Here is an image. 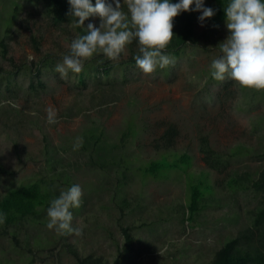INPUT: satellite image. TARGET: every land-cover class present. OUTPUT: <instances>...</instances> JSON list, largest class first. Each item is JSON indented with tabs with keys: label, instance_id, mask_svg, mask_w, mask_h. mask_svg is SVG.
<instances>
[{
	"label": "rangeland",
	"instance_id": "rangeland-1",
	"mask_svg": "<svg viewBox=\"0 0 264 264\" xmlns=\"http://www.w3.org/2000/svg\"><path fill=\"white\" fill-rule=\"evenodd\" d=\"M120 2L127 13L124 0ZM201 14L194 13L195 41L173 59L169 75H146L134 66L124 84L107 87L91 81L77 88L68 76L48 74L46 88L38 94L26 92L24 76L18 78L21 92L3 95L0 195L32 177L51 174L47 156L62 158L58 170L63 173L56 174L59 189L78 184L83 195L80 207L70 209L72 225L82 229L81 235L48 229L47 215L41 223L24 222L22 228L0 224V264H78L75 254L99 258L100 264H210L228 239L251 224L262 199L253 182L264 174V90L241 88L227 77L211 78L218 45L230 33L226 21L215 25L206 19L202 26ZM89 23L99 27L100 19L91 16ZM76 35L75 27L53 23L42 0H0L2 71L37 63L46 55L62 63ZM131 47L138 54L137 43H131L118 61L133 54ZM101 56L107 58H92ZM9 100L15 106L5 103ZM49 107L58 123L47 122ZM129 120L137 133L116 151L127 165L111 158L106 168L89 165L91 146L74 149L77 138L83 143L84 130L93 125H102L109 141L120 143ZM170 124L177 134L167 145L163 135ZM205 144L211 157L220 160L216 167L205 160ZM163 154L169 160L189 155L188 172L144 176L140 167ZM232 179L247 187L231 185ZM192 183H202L205 195L188 221Z\"/></svg>",
	"mask_w": 264,
	"mask_h": 264
},
{
	"label": "trees",
	"instance_id": "trees-1",
	"mask_svg": "<svg viewBox=\"0 0 264 264\" xmlns=\"http://www.w3.org/2000/svg\"><path fill=\"white\" fill-rule=\"evenodd\" d=\"M47 14L51 17L56 26L71 25V17L66 15L70 5L68 0H42ZM95 5V0H92ZM108 2V0H106ZM176 3L178 0H171ZM230 0H204L206 7L215 10V15L209 20L215 25H219L226 21L224 7ZM195 11L181 12L174 18L173 32L175 36L167 46L165 54L172 59L180 57L184 54L186 47L195 41ZM85 20L82 27H75L78 36L87 34V21ZM133 41L132 43L134 44ZM137 43V42H136ZM132 55L118 62H110L109 59L100 57L90 58L85 61L83 69L80 73L68 72V78L73 79L77 88H86L89 82H95V85H105L107 87L116 86L117 81L124 84L128 80L129 69L136 67L133 47ZM5 55V49L3 50ZM174 61V60H173ZM58 62L55 56L46 55L37 63L24 64L13 70L2 71L0 69V101L4 94L14 97L17 92H21L22 87L19 85L18 78H28L25 87L27 93L38 94L46 88L44 77L48 74L59 76L55 71ZM172 64L161 69L157 67L156 72L163 75H169ZM211 78L212 75H211ZM226 84V83H225ZM224 84V85H225ZM83 143L81 148H90L89 165H99L106 168L109 163L108 158L113 159L117 164L124 163L127 165V158L120 155V146H124L127 137L137 133L134 120H129L121 134L120 143H112L106 135L102 125H93L84 130ZM177 134L175 125L170 124L166 129L163 138L167 145L172 144ZM168 148V146H166ZM205 152V160L211 167L219 165V158L211 157L210 148L205 144L203 147ZM116 153V154H115ZM111 161V162H112ZM47 163L53 168L51 174H41L32 177L19 186H12L0 195V214L6 217L5 222L1 225L9 228L18 226L22 228L24 222L41 223L40 218L47 215V209L54 198H57L61 192L59 189L61 181H58L56 174L62 175L63 170H58L62 166L61 157H48ZM191 166V158L187 154H183L177 159L169 160L167 154H163L160 159L152 160L146 165L140 167L144 176L159 178L166 176L167 173L182 170L188 172ZM60 171V172H59ZM65 182L68 183V174ZM250 180V179H248ZM247 180V181H248ZM231 185H247L242 180L232 179ZM254 187L258 191H262V199L260 205L253 214L251 224L242 229L235 237L228 239L216 252L210 264H264V174L253 182ZM205 188H208L204 186ZM205 191L202 183L190 184L189 198L187 204V220L191 221L200 209V200L204 197ZM124 235L128 242L132 241V237L128 232V228H123ZM16 238V237H15ZM77 257L78 264H100L99 258L92 256ZM28 264H32L30 261Z\"/></svg>",
	"mask_w": 264,
	"mask_h": 264
},
{
	"label": "clouds",
	"instance_id": "clouds-1",
	"mask_svg": "<svg viewBox=\"0 0 264 264\" xmlns=\"http://www.w3.org/2000/svg\"><path fill=\"white\" fill-rule=\"evenodd\" d=\"M70 8L66 15L71 17V26L82 27L90 16L99 17V27L87 25V34L78 36L70 44V52L63 56L55 71L66 79L69 70L80 73L86 60L94 54H103L112 61H118L126 47L137 42L138 54L134 57L136 66L146 75L157 67L163 69L174 61L165 54L173 37L174 18L181 12L202 13L203 21L215 15V10L205 7L204 0H124L128 12L123 11L120 0H68ZM227 38L218 45L220 54L211 62V75L223 81L226 77L241 88L264 90V0H230L224 7ZM5 103L15 106L13 101ZM47 122L58 123L56 112L49 107ZM31 115H36L32 112ZM82 146L77 138L74 149ZM82 188L75 184L61 190L47 209L48 229L58 234L81 235L82 229L73 227L70 209L79 208ZM6 217L0 214V224Z\"/></svg>",
	"mask_w": 264,
	"mask_h": 264
}]
</instances>
